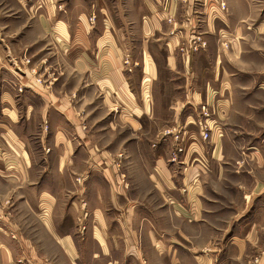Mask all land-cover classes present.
Masks as SVG:
<instances>
[{
	"label": "crops",
	"instance_id": "1",
	"mask_svg": "<svg viewBox=\"0 0 264 264\" xmlns=\"http://www.w3.org/2000/svg\"><path fill=\"white\" fill-rule=\"evenodd\" d=\"M219 1L0 0V264H264V0Z\"/></svg>",
	"mask_w": 264,
	"mask_h": 264
},
{
	"label": "rangeland",
	"instance_id": "2",
	"mask_svg": "<svg viewBox=\"0 0 264 264\" xmlns=\"http://www.w3.org/2000/svg\"><path fill=\"white\" fill-rule=\"evenodd\" d=\"M195 2H199V0H195ZM219 6L222 8V9H224V10H226L227 9V3L224 1V0H220L219 1ZM197 36H199L201 39H202V34H200V35H197ZM205 42V41H204ZM206 43V42H205ZM226 46H227V43L225 42L224 43ZM181 51H182V48L180 49ZM183 52V51H182ZM26 63L28 64V66H29V70H30V72H33V73H35L36 74V80H37V82L38 83H44V81H45V79L48 81L49 79H52V77H55V75L52 73V75L49 77V76H47V75H45V74H42L43 76H41V74H39V72H38V70H39V67L38 66H40L39 64H38V66H35L36 64L35 63H32V61H31V59H28V60H26ZM32 65V66H31ZM85 124V123H84ZM85 128H88L87 127V125L85 124V126H84ZM209 127V126H208ZM202 129V128H201ZM168 130V129H167ZM166 131V130H165ZM164 131V132H165ZM210 131H211V129H210V127H209V133H210ZM202 132H203V130H202ZM188 137V136H187ZM210 137H211V133H210ZM202 139H203V141H207V140H205L204 138H203V134H202ZM209 140V139H208ZM133 155V154H132ZM115 156V155H114ZM113 156V159H114V161H113V164H114V166H116L117 168H119V171H121V170H123L124 169V163H125V159H127V156H126V154L124 153V151H120V152H118L117 154H116V156L114 157ZM140 168L141 167H139V159H136V157L133 155V157H131V170H132V173H131V179L135 182V177L137 176V175H139L142 179H143V175H141V173H140ZM139 177V178H140ZM139 178L137 179V181L139 180ZM149 186V185H148ZM148 193H149V195H151V197H154L155 195H154V193L152 192V190L150 189V186H149V189H148ZM225 192V191H224ZM148 198H149V196H148ZM156 199L157 198H154V199H152V201H156ZM150 200L151 199H148V202H150ZM150 208H153V209H155V207L153 206V207H150ZM172 224L173 223H169V222H165V225H168L170 228H171V226H172ZM177 226L180 228V230H179V232L180 233H183L184 234V236L183 235H180V233L178 232L177 234L179 235V238L181 239V240H183L185 243H187V244H189V240L191 241V239H188V237L186 236L187 234H189V233H191V227L188 225V224H186L185 222H178L177 223ZM182 231V232H181ZM206 233H203V236L202 237H200V238H198V239H196V240H198L199 242H201V243H204V242H206L207 241V237H206V235H205ZM261 249H259V251L258 252H260V257H258V259H254V256H253V254L251 255H249L248 257H247V260H246V258H245V261L247 262L248 261V259H249V261H251V263H254V262H259V261H263L264 260V244H262L261 243ZM255 253V252H254ZM253 259H254V262H253Z\"/></svg>",
	"mask_w": 264,
	"mask_h": 264
},
{
	"label": "built area",
	"instance_id": "3",
	"mask_svg": "<svg viewBox=\"0 0 264 264\" xmlns=\"http://www.w3.org/2000/svg\"><path fill=\"white\" fill-rule=\"evenodd\" d=\"M194 46L192 48L193 51H198L202 48L206 47V43L199 37L196 36L194 39ZM185 48H182V51L185 52ZM128 64V60L126 61ZM202 112H203V116L204 117H208L209 116V112L206 109V107L203 106L202 108ZM200 126L203 130L202 134H203V138L205 140H208L210 138V133H209V127L207 125V123L205 122V120H202L200 122ZM164 136H172L174 138V141L176 143V152L177 153H183L184 152V143H185V137H184V133L182 130H178V131H174L172 129H168L165 131ZM173 161H178V156L177 154H175L172 157Z\"/></svg>",
	"mask_w": 264,
	"mask_h": 264
}]
</instances>
